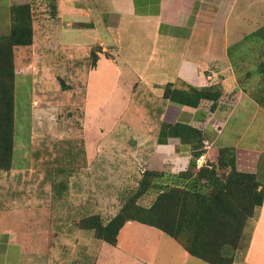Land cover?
<instances>
[{
    "label": "rangeland",
    "instance_id": "rangeland-1",
    "mask_svg": "<svg viewBox=\"0 0 264 264\" xmlns=\"http://www.w3.org/2000/svg\"><path fill=\"white\" fill-rule=\"evenodd\" d=\"M48 1L43 11L32 7L35 55L32 48L16 50L18 66L25 59L35 65L34 72L17 77L15 88L12 165L25 171L20 175L26 177V185L21 194L0 202V209L10 213L5 216L8 221L14 219L16 207L22 211L18 219L24 264H207L163 232L137 222L125 225L116 247L81 229L85 218L99 216L105 224L114 218L137 191L148 164L145 159L152 156L156 161L160 93L144 84L132 85L125 63L129 65L126 52L131 54L135 38L125 34L120 16L105 7L96 10L97 30L82 23L68 26L53 20L51 5L56 0ZM251 3L208 0L198 30L210 28L217 15L223 25L229 22L228 28L236 29L231 30L234 41L239 28L246 34L264 27V0ZM78 20L91 22L86 17ZM115 37L120 40L119 55L109 57L101 46V59L92 70L91 50L102 39L113 45ZM141 38L139 61L144 64L152 47L145 36ZM260 50L261 45L254 44L253 71L262 59ZM255 75L259 78L252 89L261 79ZM252 134L250 130L249 137ZM156 197L146 194L138 203L149 207ZM248 234L246 226L241 250Z\"/></svg>",
    "mask_w": 264,
    "mask_h": 264
},
{
    "label": "crops",
    "instance_id": "crops-1",
    "mask_svg": "<svg viewBox=\"0 0 264 264\" xmlns=\"http://www.w3.org/2000/svg\"><path fill=\"white\" fill-rule=\"evenodd\" d=\"M207 1L56 0L57 17H53V20L67 23L68 26L75 23L90 24L91 29L97 30L93 20L97 15L96 10L101 11L100 9L106 7L112 14L120 16L125 34L135 38L131 54L126 52L130 66L125 63V71L128 76L133 75L130 78L134 88L144 84L160 93L156 111L162 125L182 123L202 131L204 143H208L210 147L198 160V168L220 149L235 148L237 170L255 174L262 189L264 107L250 95V87L254 81H258L259 76L252 74V79L246 77L240 82L237 73V68L244 69V73L257 70L256 68L253 71L251 65L255 63L252 59L256 58L254 44L259 43L249 39V36L258 29L252 28L244 34L239 28L240 31L236 32L238 35H234L238 40L234 41L231 30L236 29H229V22H226V26L223 25L217 15L218 17L213 18L209 24L210 28L199 31L202 8ZM235 1L237 3L239 0ZM243 1L252 4L253 0ZM27 3L32 7H39L41 11L49 5L48 0H0V38L8 36L11 32V7ZM82 17L91 19V22L78 20ZM144 36L151 43L152 52L149 60L142 64L139 61V49L141 37ZM114 40L116 41H112L113 45L103 39L97 43L113 58L119 55L120 47L119 38L115 37ZM35 46L34 42L32 46L27 47L32 48L33 56ZM18 48L20 47L15 49L16 81L18 76L35 70L32 59H25L23 64L17 65ZM170 84L173 89H200L220 85L223 95L215 110L211 109L212 102L208 100H203L197 108L180 106L164 98L165 88ZM244 89H247V92ZM217 124L223 125L221 133L216 130ZM250 130H253L251 137L248 135ZM246 138L250 139L244 143ZM157 147L159 150L153 155L156 161L151 160L152 156L149 157L150 161L145 159L148 161L145 170L178 174L188 168L191 160L190 148L182 145L179 139L169 138L168 144L162 145L158 142ZM9 172L0 170V202L4 203L10 195L15 197L21 194L26 185V177L20 175L24 170L13 167ZM9 214L7 210L0 209V264H24V247L19 235L21 222L18 219L22 216V211L16 207L12 213L14 219L10 221L5 218ZM247 226L249 234L245 239L244 250L239 248L236 251L233 264H264V202L257 208Z\"/></svg>",
    "mask_w": 264,
    "mask_h": 264
},
{
    "label": "trees",
    "instance_id": "trees-1",
    "mask_svg": "<svg viewBox=\"0 0 264 264\" xmlns=\"http://www.w3.org/2000/svg\"><path fill=\"white\" fill-rule=\"evenodd\" d=\"M51 6L55 17L56 6ZM10 13L11 32L0 38V170L5 172L13 167L15 146V49L34 43L32 5H13ZM82 26L92 28L90 24ZM249 39L261 45L262 59L253 73H244L236 66L237 73L240 82L246 77L252 79V74L261 75L259 85L250 88V95L264 107V27ZM101 52L99 45L91 50L92 70L97 68ZM222 95L220 85L173 89L170 84L164 91V98L174 104L197 108L208 100L212 110ZM169 138L189 146L188 168L178 174L145 170L137 191L126 199L114 218L105 224L99 216L88 217L81 221V229L92 231L96 239L116 247L125 225L137 222L163 232L187 254L207 264H233L248 221L263 205L264 188L260 189L255 174L237 170L236 150L232 147L220 149L198 168L197 162L206 152L200 129L182 123L163 124L158 142L166 145ZM146 194L157 195L149 207L138 203Z\"/></svg>",
    "mask_w": 264,
    "mask_h": 264
},
{
    "label": "built area",
    "instance_id": "built-area-1",
    "mask_svg": "<svg viewBox=\"0 0 264 264\" xmlns=\"http://www.w3.org/2000/svg\"><path fill=\"white\" fill-rule=\"evenodd\" d=\"M223 125L222 124H217L216 125V130L218 131V133H221V129H222ZM209 144L208 143H205V150H208L209 149Z\"/></svg>",
    "mask_w": 264,
    "mask_h": 264
}]
</instances>
